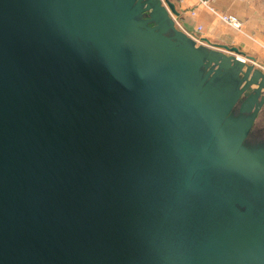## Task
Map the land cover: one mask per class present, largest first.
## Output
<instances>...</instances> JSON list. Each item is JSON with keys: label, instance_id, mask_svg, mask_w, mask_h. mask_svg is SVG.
Segmentation results:
<instances>
[{"label": "water", "instance_id": "1", "mask_svg": "<svg viewBox=\"0 0 264 264\" xmlns=\"http://www.w3.org/2000/svg\"><path fill=\"white\" fill-rule=\"evenodd\" d=\"M174 13L0 0V264H264V71Z\"/></svg>", "mask_w": 264, "mask_h": 264}, {"label": "crops", "instance_id": "2", "mask_svg": "<svg viewBox=\"0 0 264 264\" xmlns=\"http://www.w3.org/2000/svg\"><path fill=\"white\" fill-rule=\"evenodd\" d=\"M171 1L175 6L171 16L177 28L199 40L204 38L211 43L237 47L253 57L247 63H254L264 71V0ZM218 14L232 15L240 25L233 26Z\"/></svg>", "mask_w": 264, "mask_h": 264}, {"label": "built area", "instance_id": "3", "mask_svg": "<svg viewBox=\"0 0 264 264\" xmlns=\"http://www.w3.org/2000/svg\"><path fill=\"white\" fill-rule=\"evenodd\" d=\"M221 18H222L223 21H225V22H227V23H229V24H231L233 26H236L237 27V26L240 25V22L234 16H232V15H226V14H224ZM200 29H201V27L199 26L198 27V30H200ZM190 36L193 37L197 42H200V40H199L198 37H194L192 35H190Z\"/></svg>", "mask_w": 264, "mask_h": 264}, {"label": "flooded vegetation", "instance_id": "4", "mask_svg": "<svg viewBox=\"0 0 264 264\" xmlns=\"http://www.w3.org/2000/svg\"><path fill=\"white\" fill-rule=\"evenodd\" d=\"M259 131L264 135V128H260Z\"/></svg>", "mask_w": 264, "mask_h": 264}, {"label": "rangeland", "instance_id": "5", "mask_svg": "<svg viewBox=\"0 0 264 264\" xmlns=\"http://www.w3.org/2000/svg\"><path fill=\"white\" fill-rule=\"evenodd\" d=\"M224 14H218L219 17H222Z\"/></svg>", "mask_w": 264, "mask_h": 264}]
</instances>
